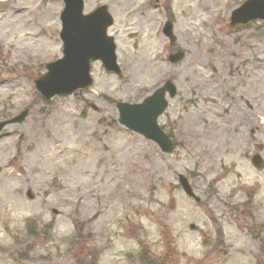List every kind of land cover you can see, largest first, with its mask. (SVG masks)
I'll use <instances>...</instances> for the list:
<instances>
[{"label": "rangeland", "instance_id": "obj_1", "mask_svg": "<svg viewBox=\"0 0 264 264\" xmlns=\"http://www.w3.org/2000/svg\"><path fill=\"white\" fill-rule=\"evenodd\" d=\"M244 1L84 0V13L112 16L121 73L92 62L88 90L46 102L34 81L62 56L63 3L0 0V122L28 110L0 133V264H77L81 223L89 264H264V169L250 163L264 161V22L230 26ZM166 81L170 155L115 108Z\"/></svg>", "mask_w": 264, "mask_h": 264}, {"label": "water", "instance_id": "obj_2", "mask_svg": "<svg viewBox=\"0 0 264 264\" xmlns=\"http://www.w3.org/2000/svg\"><path fill=\"white\" fill-rule=\"evenodd\" d=\"M63 10L59 21L62 42V58L47 64L46 73L35 81L36 90L43 100L55 96H68L78 90H86L92 83L90 62L100 61L107 72L120 74L115 55L113 38L107 35V29L113 19L106 6H100L88 15L83 14V0H62ZM253 20L264 21V0H247L230 14V25L246 24ZM162 34L172 45L175 43L172 23L166 22ZM184 58V52L178 50L168 56V62L175 64ZM175 88L170 81L156 89L149 97L137 104L118 103L119 125L136 133L146 140L157 144L162 153L171 154L174 144L157 124V119L167 107L166 93L175 96ZM27 111L18 117L0 122V132L11 124L22 122ZM256 169H263L264 163L259 155L251 158ZM179 182L186 195L194 197L188 181L180 176ZM198 201L197 198H195Z\"/></svg>", "mask_w": 264, "mask_h": 264}, {"label": "trees", "instance_id": "obj_3", "mask_svg": "<svg viewBox=\"0 0 264 264\" xmlns=\"http://www.w3.org/2000/svg\"><path fill=\"white\" fill-rule=\"evenodd\" d=\"M80 225H83L82 223L79 224L78 228H77V240L75 242V244H73V259L75 260V262L77 264H89L91 261V257H93V253L88 249L87 247V243H86V239H83V237H81V231H80ZM77 227V226H76ZM31 234H34L33 231L30 230ZM36 236V234L34 235V237ZM86 254L87 255V261L85 263L81 262L80 257L82 255Z\"/></svg>", "mask_w": 264, "mask_h": 264}]
</instances>
